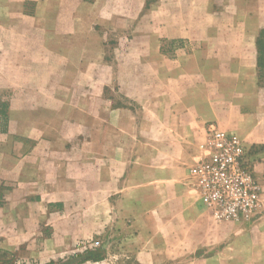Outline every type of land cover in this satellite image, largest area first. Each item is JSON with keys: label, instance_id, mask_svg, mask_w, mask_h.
I'll return each mask as SVG.
<instances>
[{"label": "crops", "instance_id": "obj_1", "mask_svg": "<svg viewBox=\"0 0 264 264\" xmlns=\"http://www.w3.org/2000/svg\"><path fill=\"white\" fill-rule=\"evenodd\" d=\"M263 30L264 0H0V250L59 246L118 194L175 216L210 122L246 140L264 196ZM205 210L207 260L264 264V209Z\"/></svg>", "mask_w": 264, "mask_h": 264}, {"label": "rangeland", "instance_id": "obj_2", "mask_svg": "<svg viewBox=\"0 0 264 264\" xmlns=\"http://www.w3.org/2000/svg\"><path fill=\"white\" fill-rule=\"evenodd\" d=\"M227 9L232 17L239 12L236 7L230 6ZM260 47L262 54L258 74L259 82L264 85V38ZM229 133L239 136L244 143L246 142L239 134ZM191 165L190 163L188 168ZM189 179L186 174L184 180L187 182L184 184L185 191L182 192L184 202L180 208L182 201L179 199V209L175 216L167 214L165 203L156 208L154 203L156 199L148 192H138L134 196L118 194L117 200L112 201L109 197L101 200V208L97 210L102 211V218L94 220V228L89 226V221L94 214L92 210H87L86 219L81 217L80 220L73 222V227L70 231L68 230L69 232L60 228L58 234L62 243L59 246L45 247L39 243L30 252L22 250L19 252L20 255L0 250V262H6L5 264L44 263L50 259L65 260L71 255L86 250H95L96 254L103 255L101 261L87 260L77 264H229L222 257L212 261L207 260V256L216 251L217 245H211L209 232H207L208 236L206 234L207 228H202V221L197 220L198 213H205L206 208L190 191ZM262 195L261 186V198L264 201ZM154 208L153 212L148 211ZM161 208L165 210L164 214L160 213ZM81 221H85L84 228L83 224H80ZM210 221L215 224L236 222L214 219ZM207 239H210L208 243ZM70 264L75 263L72 261ZM233 264L238 263L235 261Z\"/></svg>", "mask_w": 264, "mask_h": 264}, {"label": "built area", "instance_id": "obj_3", "mask_svg": "<svg viewBox=\"0 0 264 264\" xmlns=\"http://www.w3.org/2000/svg\"><path fill=\"white\" fill-rule=\"evenodd\" d=\"M243 140L210 122L188 168L190 191L216 220L248 222L264 209Z\"/></svg>", "mask_w": 264, "mask_h": 264}, {"label": "trees", "instance_id": "obj_4", "mask_svg": "<svg viewBox=\"0 0 264 264\" xmlns=\"http://www.w3.org/2000/svg\"><path fill=\"white\" fill-rule=\"evenodd\" d=\"M260 56L261 54L259 55V59H258V65H260ZM5 107V103L1 104V107H0V114L2 115V117H6L5 113H4V107ZM103 259V255L101 254H96V251L95 250H86L82 253H77V254H74V255H71L69 258L67 259H57V260H54V259H50L48 260L47 262H44V263H33V264H70L72 263V261H74L75 264L77 263H80V262H84V261H87V260H92V261H101ZM6 262H3L0 264H5Z\"/></svg>", "mask_w": 264, "mask_h": 264}]
</instances>
